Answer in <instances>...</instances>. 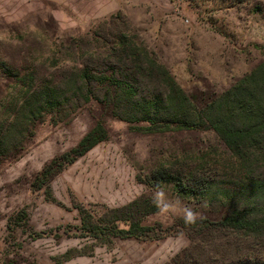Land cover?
<instances>
[{
  "label": "rangeland",
  "instance_id": "374dc122",
  "mask_svg": "<svg viewBox=\"0 0 264 264\" xmlns=\"http://www.w3.org/2000/svg\"><path fill=\"white\" fill-rule=\"evenodd\" d=\"M146 55L204 108L264 62V0H0V264H166L192 246L210 264L264 260V237L225 230L107 245L82 234L78 205L100 214L142 196L161 207L147 226L226 215L172 185L157 191L143 182L158 165L177 162L203 166L228 186L236 176L212 130L148 134L136 130L147 123L115 116L129 106L118 96L122 83L137 97L165 94L161 77L142 70ZM54 88L57 105L40 114L37 96ZM100 122L109 139L54 175L48 195L36 190L44 167Z\"/></svg>",
  "mask_w": 264,
  "mask_h": 264
},
{
  "label": "trees",
  "instance_id": "16d2710c",
  "mask_svg": "<svg viewBox=\"0 0 264 264\" xmlns=\"http://www.w3.org/2000/svg\"><path fill=\"white\" fill-rule=\"evenodd\" d=\"M140 60L138 55L137 61ZM146 65L142 70H146V76L154 80L161 77L165 94L137 97L135 87L122 83L119 88L124 96H118L124 98L129 106L124 109L115 108V116L129 123H147V127H136V130L148 134L174 130H212L235 160L232 172L236 176L233 177L234 183L228 186L218 182L215 174L203 166H188L177 162L158 165L146 175L143 182L157 191L172 185L177 194L198 204H219L226 215L216 222L181 218L169 228L159 224L147 226L146 219L159 213L161 207L154 197L142 196L124 206L106 209L100 214L91 213L83 205H78L82 215V230L86 232L82 234L101 245L110 244L116 239L160 241L180 232L201 236L210 234L205 232L221 230L236 232L245 237L263 238L264 62L204 108L193 103L163 64L146 55ZM89 94V97L85 96L86 102L91 100V93ZM59 95L56 88L39 94L37 98L42 101L40 114L44 110H53ZM108 139L106 127L101 122L98 123L75 148L47 164L35 178L33 186L36 190L47 188L48 195L49 181L54 175L64 171ZM3 142L4 139L0 137V143ZM24 216V212H21L16 218L22 220ZM193 251V246L186 248L166 264H210L209 261L197 259ZM72 257L71 251L64 255L66 260ZM57 264H63L60 258ZM226 264H264V260L238 259Z\"/></svg>",
  "mask_w": 264,
  "mask_h": 264
}]
</instances>
